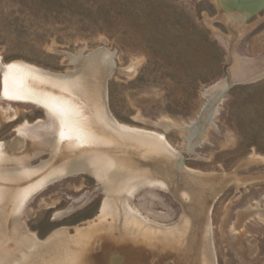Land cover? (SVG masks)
<instances>
[{"label": "rangeland", "instance_id": "rangeland-1", "mask_svg": "<svg viewBox=\"0 0 264 264\" xmlns=\"http://www.w3.org/2000/svg\"><path fill=\"white\" fill-rule=\"evenodd\" d=\"M238 1L0 0V62L21 61L74 76L82 73L83 62H71V55L82 51L88 56L103 48L111 53V116L122 125L163 134L186 167L215 173L213 195L221 191L211 212L217 264H264V219L259 211L241 222L242 229L234 228L240 212L256 208V203L264 208V8L248 16ZM101 61V74L90 77V83L102 81L108 59ZM221 82H226L223 89L207 93ZM2 91L0 71V141L12 140L25 127L40 137L42 147H37L42 150L31 165L50 161L58 133L46 110L1 100ZM163 120L194 122L204 137L190 152L185 132L163 128ZM238 181L255 183L237 189ZM51 184L26 204L18 235L45 241L64 231L72 238L78 229L98 223L105 194L94 176L79 173ZM150 190L158 198H151ZM133 203L152 213L144 217L168 228L178 226L184 215L183 202L160 188H142ZM200 232L196 227L197 235ZM145 244L134 246L142 256L133 264H200L199 238L186 258L164 251L160 243ZM85 247L93 255L86 264H126L120 249L110 248L104 255L99 239ZM119 257L122 261L115 260Z\"/></svg>", "mask_w": 264, "mask_h": 264}, {"label": "bare ground", "instance_id": "bare-ground-1", "mask_svg": "<svg viewBox=\"0 0 264 264\" xmlns=\"http://www.w3.org/2000/svg\"><path fill=\"white\" fill-rule=\"evenodd\" d=\"M104 58L108 65L102 81L90 83V77L101 74L100 62ZM70 61L83 62L81 74H55L21 61L7 65L0 62L4 69L1 100L44 108L51 118L50 126L58 133L50 161L38 167H33L30 160L41 153L40 137L21 127L12 140L0 141V264H86L93 255L84 248L92 239L102 242L104 255L110 248L120 249L126 264L141 258L134 246L143 243H160L164 251L186 258L194 251L198 238L199 263L217 264L211 212L221 191L213 195L215 173L186 167L181 154L163 134L122 125L111 116L107 109V78L115 70L111 53L103 48L85 56L81 51L77 56L71 55ZM225 83L209 88L207 93L223 89ZM208 121L210 125V118ZM162 127L185 132L183 138L189 143L190 152L204 137L194 122L177 125L163 120ZM197 134V142L193 143ZM8 164L15 167L9 168ZM79 173L91 174L103 187L105 201L98 223L78 229L72 238L64 231L55 232L45 241L28 233L18 235L20 215L33 196L51 183ZM247 183L238 181L235 185L239 189ZM145 187L167 190L183 202L184 215L178 226L168 228L144 217L152 213L134 205L133 197ZM148 195L158 198L151 190ZM258 211L257 215L264 219V208L256 203V208L240 212L234 228L242 229L241 222ZM196 227L201 234L197 235ZM115 233L119 234L117 238Z\"/></svg>", "mask_w": 264, "mask_h": 264}, {"label": "water", "instance_id": "water-1", "mask_svg": "<svg viewBox=\"0 0 264 264\" xmlns=\"http://www.w3.org/2000/svg\"><path fill=\"white\" fill-rule=\"evenodd\" d=\"M239 3L241 6L239 5ZM237 4L241 7L240 10H242V12H244L248 16L264 8V0H239ZM3 70V66L1 65L0 71L2 72V75Z\"/></svg>", "mask_w": 264, "mask_h": 264}]
</instances>
